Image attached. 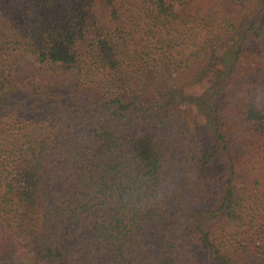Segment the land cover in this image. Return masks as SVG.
Returning <instances> with one entry per match:
<instances>
[{"label": "trees", "instance_id": "16d2710c", "mask_svg": "<svg viewBox=\"0 0 264 264\" xmlns=\"http://www.w3.org/2000/svg\"><path fill=\"white\" fill-rule=\"evenodd\" d=\"M262 213L264 0H0V264H264Z\"/></svg>", "mask_w": 264, "mask_h": 264}, {"label": "rangeland", "instance_id": "374dc122", "mask_svg": "<svg viewBox=\"0 0 264 264\" xmlns=\"http://www.w3.org/2000/svg\"><path fill=\"white\" fill-rule=\"evenodd\" d=\"M9 62L16 75L33 74L40 67L38 63H35L28 55L21 51L12 53L9 57ZM199 120L200 118L197 117L196 122H192L190 126H188V122L178 120L176 127L172 126V124L158 125L155 122L145 120L136 122L131 128L146 129L156 135H161L168 140H175L177 149L179 150V152L175 153V158L179 159L182 156L183 150L188 148L187 145L192 138V135H198V133H194V125L197 127ZM95 121L107 125L115 131H124L127 129V127L122 126L121 123L108 118H100ZM179 167L186 168V164L183 163V161L175 163L173 159H170V162L164 164L161 189L166 188V191L169 190L172 176L177 174ZM168 214L169 217L162 220L160 223H151L149 233L141 237L142 242L146 244L150 251H158L164 248V246L166 247L165 243L161 240V237L163 236L166 227L172 223V211H168ZM262 217L264 218V213H262Z\"/></svg>", "mask_w": 264, "mask_h": 264}]
</instances>
